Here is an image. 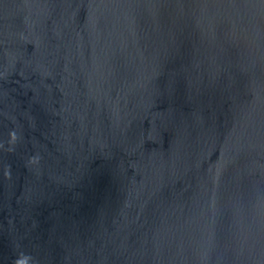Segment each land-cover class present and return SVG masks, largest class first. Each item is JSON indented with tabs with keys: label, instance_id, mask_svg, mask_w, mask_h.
Segmentation results:
<instances>
[{
	"label": "water",
	"instance_id": "water-1",
	"mask_svg": "<svg viewBox=\"0 0 264 264\" xmlns=\"http://www.w3.org/2000/svg\"><path fill=\"white\" fill-rule=\"evenodd\" d=\"M0 264H264V0H0Z\"/></svg>",
	"mask_w": 264,
	"mask_h": 264
}]
</instances>
